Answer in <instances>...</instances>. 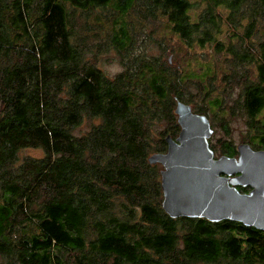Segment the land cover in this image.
Returning a JSON list of instances; mask_svg holds the SVG:
<instances>
[{
  "label": "trees",
  "instance_id": "1",
  "mask_svg": "<svg viewBox=\"0 0 264 264\" xmlns=\"http://www.w3.org/2000/svg\"><path fill=\"white\" fill-rule=\"evenodd\" d=\"M178 102L215 156L236 118L264 151V0H0V264H264V232L161 209Z\"/></svg>",
  "mask_w": 264,
  "mask_h": 264
},
{
  "label": "water",
  "instance_id": "2",
  "mask_svg": "<svg viewBox=\"0 0 264 264\" xmlns=\"http://www.w3.org/2000/svg\"><path fill=\"white\" fill-rule=\"evenodd\" d=\"M174 114L178 136H166V151L148 158L162 168L161 209L166 216L230 221L264 232V151L240 144L236 157L215 156L209 147V120L180 102Z\"/></svg>",
  "mask_w": 264,
  "mask_h": 264
},
{
  "label": "rangeland",
  "instance_id": "3",
  "mask_svg": "<svg viewBox=\"0 0 264 264\" xmlns=\"http://www.w3.org/2000/svg\"><path fill=\"white\" fill-rule=\"evenodd\" d=\"M191 1H197V0H191ZM197 15H198V11L191 12V19L192 20H195L196 17H197ZM155 28H156V33H155V35H153L154 38L160 40L163 36H168L167 35L168 34L167 30L164 29V27H163L162 24L156 25ZM148 29L151 30L152 29V26L150 28L148 26ZM222 38H224V35L221 36L220 40ZM174 43H175V45L177 44V42H175V40H174ZM155 48H156L155 46H152V49H155ZM191 50H194L196 54H198V55L200 54V56L203 57V58L206 57V56H212L214 58V54L210 53V50L207 49V48L199 49V47H197L195 45V46H193V48ZM104 58H106V59L103 60ZM169 62L172 63V58L171 57H169ZM222 62H223L222 60L219 61L218 62L219 65ZM173 63L175 65V64H180L181 62L180 61H175L173 59ZM98 66L102 69V71L105 74H108L110 76H112L115 73L119 72L120 69H121V66L117 63V60H115V61L113 59L110 60L104 54L102 55L101 60H100V63L98 64ZM216 67L221 68L222 66H216ZM192 69H195V68L189 66V70H192ZM191 106H192V103H191ZM160 127H162V125H160L159 123H157V124L154 123L153 124L152 129H151V132H150L153 140H154L155 136H153L152 133L155 132V131H159V128ZM85 128H86L85 126H82V128L80 130H77L75 133L76 134H80L81 132H83L85 130ZM212 129L214 130L212 136L214 138L215 137H220L221 131L219 130V128L217 126H213ZM230 131H231L232 141L234 142V144L236 145V147L238 145H240V144H244L243 143V139H244V135H245V128L243 127V122H242L241 119H237V118L236 119H232L231 124H230ZM25 153L27 155H34V156H36L34 153L31 154L30 151L25 152ZM155 165H158V164H155ZM161 169H160V171H161Z\"/></svg>",
  "mask_w": 264,
  "mask_h": 264
}]
</instances>
